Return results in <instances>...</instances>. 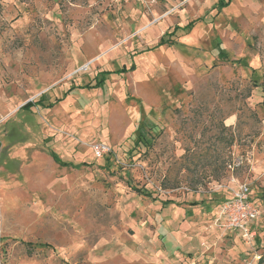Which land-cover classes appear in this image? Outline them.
<instances>
[{"label": "rangeland", "instance_id": "rangeland-1", "mask_svg": "<svg viewBox=\"0 0 264 264\" xmlns=\"http://www.w3.org/2000/svg\"><path fill=\"white\" fill-rule=\"evenodd\" d=\"M0 264H264V0H0Z\"/></svg>", "mask_w": 264, "mask_h": 264}, {"label": "built area", "instance_id": "built-area-1", "mask_svg": "<svg viewBox=\"0 0 264 264\" xmlns=\"http://www.w3.org/2000/svg\"><path fill=\"white\" fill-rule=\"evenodd\" d=\"M92 151L95 158H100L107 152V149L103 145H95ZM258 217L259 211L246 185L239 186L232 198L223 201L218 208V219L222 222L224 229L238 232L244 238L249 235Z\"/></svg>", "mask_w": 264, "mask_h": 264}, {"label": "trees", "instance_id": "trees-1", "mask_svg": "<svg viewBox=\"0 0 264 264\" xmlns=\"http://www.w3.org/2000/svg\"><path fill=\"white\" fill-rule=\"evenodd\" d=\"M222 55V54H221ZM31 104H33V103H29V106L31 105ZM54 161H56V158L54 159ZM62 166H65V167H67L68 165H67V163H63L62 164ZM164 206H166L167 205V202H164V204H163ZM29 249L27 250V252L29 253V255L31 254V252L33 251V248H31V244H25ZM42 247H44L45 249H51V246L50 245H48V244H43V246Z\"/></svg>", "mask_w": 264, "mask_h": 264}, {"label": "crops", "instance_id": "crops-1", "mask_svg": "<svg viewBox=\"0 0 264 264\" xmlns=\"http://www.w3.org/2000/svg\"><path fill=\"white\" fill-rule=\"evenodd\" d=\"M222 204V203H221ZM220 207V206H219ZM28 244V243H27ZM27 254L29 255V253L27 252Z\"/></svg>", "mask_w": 264, "mask_h": 264}]
</instances>
